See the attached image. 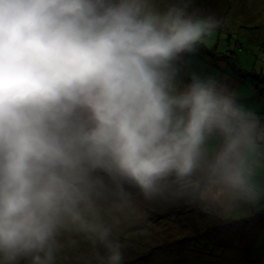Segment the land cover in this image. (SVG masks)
<instances>
[{
  "label": "clouds",
  "instance_id": "9594fccd",
  "mask_svg": "<svg viewBox=\"0 0 264 264\" xmlns=\"http://www.w3.org/2000/svg\"><path fill=\"white\" fill-rule=\"evenodd\" d=\"M226 24L195 0H0V264H60L65 234L78 264H125L126 187L264 202V118L189 71Z\"/></svg>",
  "mask_w": 264,
  "mask_h": 264
},
{
  "label": "rangeland",
  "instance_id": "374dc122",
  "mask_svg": "<svg viewBox=\"0 0 264 264\" xmlns=\"http://www.w3.org/2000/svg\"><path fill=\"white\" fill-rule=\"evenodd\" d=\"M224 1L225 0H220L218 3L223 4ZM232 1L233 5L224 15L226 20L228 15V22L222 28L219 37H217L214 32L210 37H207L203 41L208 47L216 45L215 49H210L211 54H204L203 56L199 51V54L191 60L189 71H195L205 76H213L216 79L228 84L229 87L237 94V98L246 107L254 110L261 118H264V80L262 79L264 77V0ZM208 5L209 4H207L206 0H195V6L204 12H206L205 8L208 7ZM208 13H213V11L211 10ZM224 51H226L224 54L225 57H228L226 59L221 57L222 52ZM232 53H234V55ZM215 57L219 59H216ZM125 190L126 194H124L123 205H126L127 200L138 201V204L136 208L133 209L135 215L132 213L129 215V211L126 210L127 206L125 207L123 205L120 211L114 213L119 220V223L114 225V235L118 236L122 243H130L132 235L137 232L129 234L131 232L129 231L126 236H123L121 233L123 229L119 228V226L122 224L124 225V228L127 226L133 227V225L136 224L135 216L139 217L142 215L145 217L148 213L146 210L143 211V208L146 209V206H149L153 201H158V199L148 201L144 199L141 193L139 194L137 192V189L126 187ZM137 194L140 196H136ZM262 212H264V202H261L253 207H245L244 211L239 210V213L242 215L250 213L258 214L255 221L261 219L262 215L259 214ZM234 214L237 215L236 213ZM234 214L231 215L234 216ZM226 216L227 215H225V217ZM162 225V233L164 237H166V242L171 241L172 239L177 241L180 237L185 235L184 232L179 231V229L177 230L178 227L172 226V222L163 221ZM251 226L255 229L253 225ZM115 227H117L116 231ZM258 228L259 233L258 238L256 239L255 247L260 248L264 247V220L258 224ZM139 230L144 229L140 227ZM241 236H244L245 238L242 239ZM241 236L237 228L234 231H226L222 241L223 243L225 241L228 255L226 258L218 257V259L212 263L221 264L222 262H226L228 264H241L242 260L238 257L245 256V258H247L246 253L248 252L251 244V241H248L251 237V229H248L247 233ZM73 240L76 241L75 244H71V241ZM60 241L64 245V248H66V250L62 249L61 256L70 258V260H73V254L82 256L90 251L88 242L81 236L75 234H65L60 237ZM136 243L138 245L139 254H143L148 251V246L143 245L140 241H137ZM186 246L187 245L185 243L184 247ZM69 247H71L70 251ZM81 247H83V250ZM205 247L212 248L213 246L209 244L207 246L206 244ZM183 256L188 258L187 253ZM170 259L171 258L166 259L165 261L169 262ZM196 259L198 260L197 264H204L199 261L200 257H196ZM254 260L258 263L257 259L251 257V261ZM176 261L181 262V259L178 258ZM245 263L246 262H243L242 264Z\"/></svg>",
  "mask_w": 264,
  "mask_h": 264
},
{
  "label": "trees",
  "instance_id": "16d2710c",
  "mask_svg": "<svg viewBox=\"0 0 264 264\" xmlns=\"http://www.w3.org/2000/svg\"><path fill=\"white\" fill-rule=\"evenodd\" d=\"M219 1L220 0H206L209 5L205 8L206 10H204L207 13L212 10L213 14L217 17L222 18L223 15V18L226 19L224 15L233 5V1L225 0L223 4H219ZM221 30L222 28L215 32L217 37H219ZM215 47L216 45L208 47L203 42L199 51L202 56L204 54L208 55L211 54L210 49L213 50ZM225 53L226 51L222 52L221 57H224L223 59L228 58L225 57ZM232 54L234 55V53ZM215 58L219 59L217 57ZM262 79L264 80V77ZM137 192L140 194L138 190ZM139 194L136 196H140ZM137 204L138 201L127 200L126 205L123 206H127L126 210L129 211V215H131V213L135 215L133 209L136 208ZM244 209L245 208H242L240 211H244ZM144 210H146L148 214L146 213L147 215L145 217L142 215L139 217L135 216L136 224H134L133 227L127 226L124 228V225L122 224L119 226V228L123 229L121 232L123 236H126L129 231H131L129 234L137 232L132 235L130 243H122L125 255V264H197L198 260L196 257H200L199 261L201 263L214 264L212 262L216 261L218 257H227V246L225 245V241L223 243L222 239L226 231H234L236 228L240 232V236L245 235L247 230L251 229V237L248 239V241H251V244L248 252L246 253L247 258H245V256L238 257L242 260L241 264L243 262H246L245 264L257 263L256 260L251 261V257L258 260L257 264H264V247H255L256 239L258 238L259 233L258 224L264 220V212L259 214L262 215L261 219L255 221L258 214L250 213L242 215L238 211L236 212L237 215L234 214V216L238 217H234L233 215H227L226 217L225 215L217 216L211 213L202 204L193 205L187 200L160 201L159 199L158 201H153L149 206H146V209L143 208V211ZM163 221L172 222V226L178 227L177 230L179 229V231L184 232L185 235L180 237L177 241L172 239L171 241L166 242V237H164L162 233ZM251 225H253L255 229H253ZM140 227L144 230H139ZM116 230L117 227H115V231ZM241 238L244 239L245 237L241 236ZM137 241H140L143 245L148 246V251L143 254H139L138 245L136 243ZM185 243L187 245L186 247H184ZM206 244L207 246L209 244L213 247L206 248ZM81 248L83 250V247ZM70 249L71 247H69V251ZM63 250H66V248L63 247ZM185 253H187L188 258L183 256ZM73 255V260L64 256H60L58 259L61 264H78V258L81 256H77L75 254ZM169 258H171L169 262H166L165 260ZM178 258L181 259V262L176 261ZM221 264L228 263L222 262Z\"/></svg>",
  "mask_w": 264,
  "mask_h": 264
}]
</instances>
